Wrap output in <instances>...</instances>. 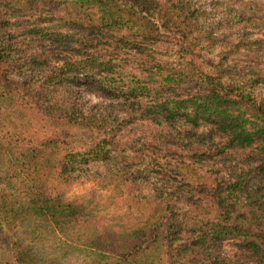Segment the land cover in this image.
Wrapping results in <instances>:
<instances>
[{
  "label": "trees",
  "instance_id": "trees-1",
  "mask_svg": "<svg viewBox=\"0 0 264 264\" xmlns=\"http://www.w3.org/2000/svg\"><path fill=\"white\" fill-rule=\"evenodd\" d=\"M263 51L261 1L0 0V264H264Z\"/></svg>",
  "mask_w": 264,
  "mask_h": 264
},
{
  "label": "rangeland",
  "instance_id": "rangeland-1",
  "mask_svg": "<svg viewBox=\"0 0 264 264\" xmlns=\"http://www.w3.org/2000/svg\"><path fill=\"white\" fill-rule=\"evenodd\" d=\"M215 1V0H214ZM220 1V0H216ZM223 1V0H221ZM246 1H261L264 3V0H246ZM211 5H208L207 9L210 12ZM231 5H226L225 9L230 8ZM225 9L221 11L224 13ZM212 11V10H211ZM212 16H221L219 10L215 9ZM253 38H261L259 34L253 33ZM257 61H260V66L264 69V51L257 58ZM86 99L90 101L91 104L107 102L108 99L104 97H100L98 95H94L91 93H84ZM113 188L112 186H103L94 181H88L85 183H76L72 186H69L65 190L66 199L74 202L76 205H82L86 207L98 206V210L102 213H111L118 217V221L125 222L127 224L131 223V210L128 207L129 201H121L118 204L110 203L108 201L109 195L111 194ZM121 200V199H120ZM118 205V206H117ZM133 220V219H132ZM36 253L38 257H45L49 261L48 264H98L97 257L93 258V261L89 259L90 257L86 254L83 255H71L70 257H62L58 253L54 252L53 245H49L48 247H37ZM52 260V261H51ZM95 261V262H94Z\"/></svg>",
  "mask_w": 264,
  "mask_h": 264
}]
</instances>
